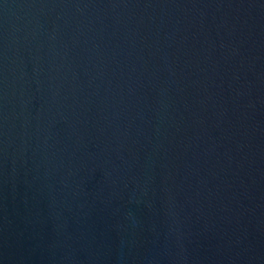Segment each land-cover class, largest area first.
<instances>
[{"label": "water", "instance_id": "95a60500", "mask_svg": "<svg viewBox=\"0 0 264 264\" xmlns=\"http://www.w3.org/2000/svg\"><path fill=\"white\" fill-rule=\"evenodd\" d=\"M0 264H264V0H0Z\"/></svg>", "mask_w": 264, "mask_h": 264}]
</instances>
